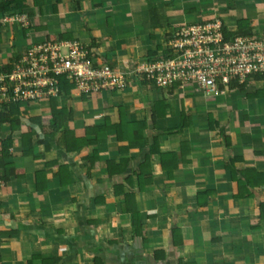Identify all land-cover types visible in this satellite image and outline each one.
I'll list each match as a JSON object with an SVG mask.
<instances>
[{
  "label": "crops",
  "instance_id": "1",
  "mask_svg": "<svg viewBox=\"0 0 264 264\" xmlns=\"http://www.w3.org/2000/svg\"><path fill=\"white\" fill-rule=\"evenodd\" d=\"M223 1L38 0L35 5L23 0L29 25L4 27L0 49L18 44L16 49L21 50L53 37L77 41L98 61L124 69L154 57V51L159 53L170 28L205 13L217 16L216 8H225ZM244 2L245 10L264 5V0ZM129 83L123 90L89 94L75 93L72 84L69 93L55 97L56 108L71 111L72 118L64 126L72 132L69 137L63 132L48 137L39 131L28 139L23 136L24 122L13 132L0 123V142L12 138L10 156L0 163L23 170L19 175L3 174L0 264H95V257L102 264H264V219L260 218L264 81L254 78L243 88L228 87L222 96L210 98L194 89L167 92L136 80ZM51 97L17 104L24 120L47 122ZM160 99L169 108L153 126L152 103ZM181 111L187 116L186 125L180 132H164L178 126ZM139 122L144 123L141 137L133 138L127 130L118 134L113 128L98 135L91 131L104 124L127 123L124 126L130 128V123ZM129 139L134 144L127 149ZM86 140L88 144L79 150L73 148ZM153 146L157 150L150 153ZM167 152L177 155L174 169L179 171H174L178 175L171 183L179 189L178 196L169 202L154 199L152 210L157 214L145 215L142 204L148 193L143 190L165 181L163 165H173L161 162ZM124 157L130 158L125 170L110 174L109 169H118ZM145 161L152 182L139 190L132 176L131 189L143 225L142 235H132L131 213L122 212L121 195H115L114 187L123 182V190H129L124 178ZM230 169L236 171L235 178ZM1 170L5 172L0 165ZM205 191H211L207 204L198 206V193ZM207 206L209 213L201 215ZM171 227L180 229L181 247L174 246Z\"/></svg>",
  "mask_w": 264,
  "mask_h": 264
},
{
  "label": "built area",
  "instance_id": "2",
  "mask_svg": "<svg viewBox=\"0 0 264 264\" xmlns=\"http://www.w3.org/2000/svg\"><path fill=\"white\" fill-rule=\"evenodd\" d=\"M14 24L28 27V15L0 13V34L4 27ZM166 39L165 57L124 69L98 61L77 41L45 39L21 50L13 45L5 51L0 49V106L47 99L59 92L60 78L80 92L90 93L123 89L140 74L160 88L179 82V87L216 97L232 77L244 82L264 72V36L234 35L224 40L219 19L183 24Z\"/></svg>",
  "mask_w": 264,
  "mask_h": 264
},
{
  "label": "trees",
  "instance_id": "3",
  "mask_svg": "<svg viewBox=\"0 0 264 264\" xmlns=\"http://www.w3.org/2000/svg\"><path fill=\"white\" fill-rule=\"evenodd\" d=\"M33 3L36 5L38 4V0H32ZM24 4H23V0H3L0 1V13H12V12H23L24 10H22ZM219 21L221 22V31L223 33V39L227 40L230 37L234 36V35H246V36H255L258 35V33L254 32V24L253 22L246 17H239L235 20V28L234 29H229L227 27V25L225 24L223 19H219ZM196 22V21H195ZM204 21H202L201 23H203ZM167 36L170 35V32L166 33ZM262 35L264 36V29L262 30ZM166 36V37H167ZM53 37H50L49 40L53 41ZM167 46L163 47L162 50L159 53H156V51L153 52L154 57L148 59V60H141V61H134L131 63V65H129V68H133L134 66H137L139 64H144L147 61H153L156 59H160L165 57V54L167 53ZM152 54V53H151ZM101 62V61H100ZM254 78L256 79H260L264 81V72L263 73H257L254 75H251L248 77V79L244 82H239L237 77H232L230 79V82L228 83V87H238V88H243L245 83H248L250 80H253ZM136 81L141 82L142 84H146V85H150V86H154L156 88H160L158 86H156L153 82L149 81L146 79L145 75H141L139 74V77H136L135 79ZM180 83L179 82H175L173 83L171 86H168L167 88H160L162 90H165L167 92H173L176 88H178ZM72 87V83L68 82L67 80H64L63 78H60V83H59V94L61 93H69L70 92V88ZM227 87V88H228ZM196 93H198L199 95H203L202 93H200L199 91L194 90ZM57 95V96H58ZM205 97V96H204ZM217 97V96H216ZM210 98V97H207ZM51 104H52V112H51V116L49 117V120L47 122H43L40 119L37 118H30L28 120H24V114L22 113L21 110H19L18 106L16 103H12V102H8V103H4L0 106V123L3 124H8V126L10 127L11 132H13V130L20 128L22 122H26L27 125V130L24 132L23 136L27 137L28 139H31L32 134H36L39 135V133H43L44 135L48 136V137H52L54 136L57 132H63L64 135L66 136H70L72 135V132L69 130H65L64 126H65V122H67L68 120H70L72 118V114L71 111L65 107H61V108H56L55 107V103H54V98L51 97ZM168 104L164 103L163 100H156L152 103V122H153V126L155 125V121L158 118V116H163L165 114V110L168 109ZM187 116L184 114V111L180 112V123L178 124V126L173 127V128H169L168 130H164V132H180L182 127L186 125V122L184 119H186ZM133 123H130V128L129 127H125L123 123H119V124H104L101 126H95L93 128H91V131H93L96 135L98 134H104L107 130V128H113L116 130V132L119 133H123V131L129 132L131 134V137H141L142 135V128L144 127V123H135V125H132ZM126 128V129H125ZM90 130V129H89ZM40 131V132H39ZM218 131L220 133L223 132V130L221 128L218 129ZM130 141L128 142V145L126 146L127 149L130 148V146H132L134 144V141H132V139H129ZM41 141V140H40ZM75 141L78 142V138L75 139ZM95 141V140H93ZM89 141H85V142H80L78 143V147H74L76 150H79L83 145L88 144ZM146 139L144 140V144H146ZM30 144V143H29ZM12 145V138L11 136H7V138H5L2 142H1V151H0V159L4 160L7 159L10 156L9 153V149ZM155 146V145H154ZM154 146L152 147V149L149 151L150 153H154ZM183 153H181L182 155ZM163 160H161L162 164H164V160L173 162V165H171L170 167H165V164L163 165L166 172H168L169 176L171 175V171L177 166V162H176V153H172V152H167V153H163ZM183 156V155H182ZM148 158V155L146 156ZM129 157H124L121 160V165H118V169H109V173H121L125 170L128 162H129ZM0 160V161H1ZM146 164V161L144 163H142L141 165H139L137 167V169H133L132 172L130 174H128L125 178H124V182H127V185L130 187L129 190H123V186L125 185L123 182H119L116 184V186L114 187V193L115 195L122 196V202L120 203V208L122 210V212H129L131 213L132 216V220H131V224L132 226H134V231L133 234L134 235H141L142 234V223L139 219V215L137 212V206H136V202H135V192L134 190L131 189L132 187V176L136 177V181L138 184V189L142 190L144 187V184L148 183L151 181V172L150 169H144V165ZM147 164L148 161H147ZM2 169L5 170L4 172V176L8 177L10 175H16L17 173H21L23 170L22 169H15V167L11 164V163H0ZM89 170V169H88ZM231 171V176L233 178H235V174L236 171L234 169H230ZM246 171H243L242 174L243 176L246 178ZM17 174V175H19ZM87 175H88V171H87ZM3 176V177H4ZM4 177V178H5ZM245 180V179H244ZM198 206H204L205 204H207V197L211 194V191H205L203 193H198ZM241 194V193H240ZM249 194V193H248ZM102 198V197H100ZM99 199V198H98ZM202 199V200H200ZM261 210V217L264 219V204H261L260 207ZM170 233L171 236L173 238V242H174V246H178L181 247L182 246V238H181V233H180V229L177 227H171L170 229ZM95 264H102V261L100 259V257H95L94 258Z\"/></svg>",
  "mask_w": 264,
  "mask_h": 264
},
{
  "label": "rangeland",
  "instance_id": "4",
  "mask_svg": "<svg viewBox=\"0 0 264 264\" xmlns=\"http://www.w3.org/2000/svg\"><path fill=\"white\" fill-rule=\"evenodd\" d=\"M219 1V0H218ZM226 1V2H225ZM225 1H223V5H225V8L222 10V9H220V7L218 8H216V10H217V16H213V15H211V14H209V13H205L204 15H199V18H196V17H194V19H193V21H184V23L185 24H191V23H195V21L196 22H202V21H212V20H215V19H223L224 20V22H225V24L227 25V27L229 28V29H234L235 28V20L237 19V18H239V17H246V18H249L253 23H255L253 26L255 27L254 28V32L255 33H258V35H261L262 34V30L264 29V19L263 20H261L260 18L262 17V18H264V13H257V10L259 9V10H264V5H257L256 4V6L257 7H255V10H254V7H249V6H246L247 8H246V10L245 9H243L244 8V5H243V3H245L244 2V0H236V2L234 1V0H225ZM256 1V0H255ZM252 2V1H251ZM220 2H217V4H219ZM246 4V3H245ZM207 7V6H206ZM211 6L210 5H208V8H210ZM220 9V10H219ZM208 10V9H207ZM248 17H247V16ZM250 15V16H249ZM252 16H254V17H252ZM201 17H205L204 19H201ZM261 22H260V21ZM183 22V21H182ZM173 28L171 29L170 28V30H168V32H173ZM163 40H164V37H163ZM163 44H164V46H166V44H167V42L164 40L163 42H162ZM16 47L18 46V44H14ZM129 66V65H128ZM128 66H125V68H127ZM120 68V67H119ZM130 82H134V80L133 79H130L129 80ZM69 82V81H68ZM130 84V83H129ZM129 84H128V86H129ZM128 86H125L123 89H125V88H127ZM123 89H120V88H114V89H106V91H114V90H123ZM181 89H183V93H187L186 91H190L191 90V88L189 89V88H187V87H182ZM72 90H75L74 92L75 93H83V92H80L78 89H76V88H74V89H72ZM93 92H100V91H93ZM93 92H90V93H93ZM224 92H225V90H224ZM176 93H180L181 94V92H176ZM59 93L57 92L56 93V91L54 92V95H53V98L55 99V97L56 98H58L57 97V95H58ZM87 94H89V93H87ZM223 95V93L221 94V96ZM59 96V95H58ZM218 97V96H217ZM22 105H27V104H30V103H28V102H24V103H21ZM190 111H192L193 112V110L191 109ZM195 113H197V111L195 112ZM199 113V112H198ZM23 124V123H22ZM24 124L26 125V122H24ZM179 171V169H173L172 171H171V175L169 176V174H168V172H165V174H164V178H165V181L163 182V181H161V182H159V183H155V184H151V185H148L143 191H145V193L147 194L148 193V195L145 197V199H144V203L142 204V207H143V210H144V212H143V214H145L146 212L147 213H149L150 211H151V213H152V215H154L153 214V212L154 213H156L157 214V210H152L154 207H155V204L153 205L152 204V202L151 201H154V199H156L157 200V202H160L161 200H164L165 202H169L174 196L176 197V196H178V190L179 189H177L176 188V186H173V184L171 183L172 181H171V179L172 178H174V177H176L177 175L174 173V171ZM1 172V174L3 175L4 174V172L1 170L0 171ZM151 182H152V179H151ZM3 184H1L0 185V187L2 186ZM162 188L164 189L163 190V192H162ZM136 190H138V189H136ZM181 190V189H180ZM188 191H189V189H188ZM187 191V193H190V192H188ZM180 196V195H179ZM180 197H182V196H180ZM179 197V198H180ZM159 200H158V199ZM121 199H123L122 198V196H121ZM161 199V200H160ZM189 199V198H188ZM212 204H213V202H212ZM210 205L209 207L210 208H216V207H213V205ZM152 207V208H151ZM147 210V211H146ZM209 210L210 209H208V206H207V208L206 209H202V210H200L201 211V215H205L206 213H209ZM157 211V212H156ZM172 214H174V213H172V211H171V213L169 214L168 213V218L172 215ZM146 215V214H145ZM210 216V215H209ZM170 219H171V217H170ZM213 220V219H212ZM214 222V221H213ZM212 222V224H214ZM206 223V222H205ZM204 223V224H205ZM142 227H143V225H142ZM200 229H202V230H204L203 229V227H200ZM130 230H131V233H132V235H133V231H134V226H131V228H130ZM149 232H151V231H149ZM143 233V232H142ZM142 235V234H141ZM150 234H148V236H149ZM131 243H132V241H131ZM130 243V244H131Z\"/></svg>",
  "mask_w": 264,
  "mask_h": 264
}]
</instances>
